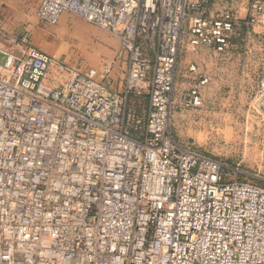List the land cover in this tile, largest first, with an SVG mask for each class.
I'll list each match as a JSON object with an SVG mask.
<instances>
[{
    "label": "built area",
    "instance_id": "obj_1",
    "mask_svg": "<svg viewBox=\"0 0 264 264\" xmlns=\"http://www.w3.org/2000/svg\"><path fill=\"white\" fill-rule=\"evenodd\" d=\"M240 1L242 20L212 0H39L41 23L70 15L119 40V90L110 62L78 70L0 32V264H264V179L171 129L181 57L264 25V0ZM252 96L264 123V76Z\"/></svg>",
    "mask_w": 264,
    "mask_h": 264
},
{
    "label": "rangeland",
    "instance_id": "obj_2",
    "mask_svg": "<svg viewBox=\"0 0 264 264\" xmlns=\"http://www.w3.org/2000/svg\"><path fill=\"white\" fill-rule=\"evenodd\" d=\"M38 5L37 1L34 12L26 13L27 22L21 31L12 35L4 31H10L8 27L0 26L5 38L17 40L29 32L33 45L82 71L110 62L114 67L113 89L119 90L127 73V54L119 40L70 15H64L56 26L43 24L36 16ZM234 5L239 18L244 19L241 1L233 0ZM250 33L242 29L225 55L201 50L181 57L171 129L183 146L239 165L252 176L264 179V123L250 111L252 95L264 76V25ZM2 45L7 48L9 44ZM192 64L195 73L190 72ZM192 90L198 91L199 105L185 97Z\"/></svg>",
    "mask_w": 264,
    "mask_h": 264
},
{
    "label": "crops",
    "instance_id": "obj_3",
    "mask_svg": "<svg viewBox=\"0 0 264 264\" xmlns=\"http://www.w3.org/2000/svg\"><path fill=\"white\" fill-rule=\"evenodd\" d=\"M37 1L39 2V0H0V26L8 27L11 32L5 29L4 31L12 35L19 30L21 31L22 28L25 27V24L27 22L26 13L28 12L31 14L34 12ZM232 8H235V5L233 6V0H212V4L209 7V13L214 16ZM9 39L11 40H9V42L7 41V43L9 44L8 47L10 45H13V41L15 40L13 38ZM12 47L15 49L14 46ZM0 55L3 57V63H0L1 72V69L3 68L6 61V57L2 54Z\"/></svg>",
    "mask_w": 264,
    "mask_h": 264
}]
</instances>
